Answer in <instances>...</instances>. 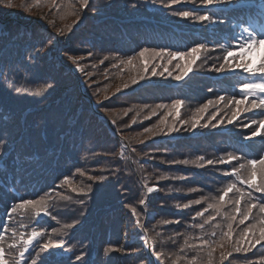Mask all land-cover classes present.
Returning <instances> with one entry per match:
<instances>
[{"label":"trees","instance_id":"16d2710c","mask_svg":"<svg viewBox=\"0 0 264 264\" xmlns=\"http://www.w3.org/2000/svg\"><path fill=\"white\" fill-rule=\"evenodd\" d=\"M255 2L263 6L240 5L239 0H233L232 4L207 9L224 21L209 27L174 15L182 10L202 15L205 9L199 0H189L170 10L151 0H89L87 8H82L79 0H57L58 8L48 0H41L39 5L35 0H13L12 6L0 0V139L5 141L0 154V224L8 222L18 233H30L34 227L46 233L25 253L26 264H189L192 256H197V264H207V250L188 245L199 243L196 238L200 236L218 239L221 228L227 230L226 221L217 217L201 230L196 225L214 213H206L204 218L193 217L207 207L210 199L188 209H177L176 204L220 195L234 180L222 173L248 159L264 156V138L246 139L259 125L243 127L250 120L264 119V115L253 114L264 110L241 111L232 123L226 118L215 128L188 127L154 137L143 133V129L157 125L162 118L171 124L173 118L167 116L166 109L157 110L150 119L145 117L158 103L182 99L180 119L188 120L195 108L219 96L225 100L210 106L206 115L218 107L217 119L231 116L236 106L228 105V100L233 96L239 98V85L249 82L248 75L241 71L217 73L210 68L223 62L225 49L220 45L226 43L225 36L228 43L236 36L238 43L241 24L261 28L264 0ZM21 3L25 7H20ZM77 15L82 19L69 32L66 26L72 25ZM57 28H63L66 35L59 36ZM49 40L54 42L49 45ZM202 42H207L210 51L201 55L194 71L182 82L167 75L149 74L139 85L124 89L122 85L130 83L136 70L112 66L117 63V53L125 58L145 46L186 51ZM89 51L93 53L91 57ZM70 56L83 57L80 64L84 72L76 68ZM104 56H109V60L100 63ZM261 57L264 52L253 48L239 59L257 65ZM187 59L179 62L186 63ZM48 83L53 85L52 89L35 94L37 88ZM117 88L121 91L117 92ZM98 100H103V104H98ZM250 100L251 97L245 105L250 107ZM145 104L149 109L141 112ZM129 108L133 110L125 115ZM5 115L9 117L7 121L3 120ZM176 127L181 125L177 123ZM228 153L242 159L232 161L231 165L196 166L200 156L219 161L221 157L226 159ZM183 160L189 163H180ZM64 176H69L74 186L91 184L90 197L73 193L62 183ZM90 176L105 179L94 182ZM152 186L158 190L148 193L147 188ZM50 189H55L51 193V215H43L37 222L34 216L18 213L8 221L6 210L14 201L35 199ZM80 199H85L83 205ZM140 200L145 204L141 205ZM224 211L230 212L231 206L227 205ZM253 214L259 215L257 210ZM72 220L78 224L66 229V234L51 232ZM165 220L180 222L163 224ZM253 222L234 223L233 239ZM215 224L221 228H214ZM212 231L216 232L215 237L207 235ZM49 234L62 241V246L40 252L39 245ZM10 235L6 236V253L12 243ZM186 237L188 245L184 242ZM111 246L118 250L106 251ZM20 250L13 249L8 258L19 259ZM158 252L162 253L159 257ZM81 253L83 260L76 261ZM261 258V245L248 252H232L226 260L220 259L217 248L213 264H264Z\"/></svg>","mask_w":264,"mask_h":264},{"label":"snow or ice","instance_id":"6c2138e0","mask_svg":"<svg viewBox=\"0 0 264 264\" xmlns=\"http://www.w3.org/2000/svg\"><path fill=\"white\" fill-rule=\"evenodd\" d=\"M5 2L12 6L13 0H5ZM41 0H35V3L39 5ZM53 6L58 8L57 0H48ZM82 8H87L89 6V0H79ZM153 4H156L164 9H172L173 6L178 4H184L189 2V0H151ZM195 3V0H192ZM233 0H199V4L202 6L205 11L203 14H197L196 11L182 10L174 12V15H177L184 19H190L201 24H207L211 27L216 23H223V20H218L217 17L207 9L221 7L225 4H232ZM132 7H137V4H132ZM20 7H25L21 3ZM30 10L31 5L27 6ZM75 15V13H73ZM61 19H64L61 16ZM82 18L77 15L76 19L73 21L72 25L66 26L68 31L71 32L80 22ZM53 23V21H49ZM261 28L255 29L251 25L245 26L241 24L242 32L239 34L241 42H235L236 36L232 37V42L228 43V37L225 36L224 39L226 43L221 44L220 47L225 49L223 62L220 63L219 67L215 64L211 65L210 70L217 73H235L236 71H241L246 73L249 78V82H243L239 85L240 96L237 98L233 96L228 100V105H235L236 108L231 112L230 117H220L217 119L220 109L217 107L216 111L211 115H206L210 106L224 101V96H219L216 100H208L207 102L201 104L199 107L195 108L192 116L188 120L180 119V112L183 107L184 101L182 99H173L170 104L158 103L150 109L149 115L145 119H150L151 116L156 115L157 110L166 109L167 116L173 118L171 124L165 123V118H162L157 125L152 127L144 128L143 133H148L151 136H156L158 133L171 135L181 131L183 128L190 127L195 130L199 127L209 128V127H219L225 122L230 124L238 116V114L243 112H252L253 109H262L264 110V57H261L257 65H253L251 61L240 60V56L245 54L248 51H251L254 47H258L260 44H264V21H261ZM56 32L59 36L66 35L63 28H57ZM54 41L49 40L48 44L51 45ZM240 49L242 51H237ZM207 51H210V48L207 42L194 44L191 48L186 51H173L167 47H141L138 52H135L133 55H128L125 58H121L119 54H115L114 58L117 60L113 67L125 66L126 68H133L136 70V74L131 77L130 83L126 82L122 85V88L127 89L132 85H139L141 81H145L149 74L153 77L155 76H165L172 77L177 82H182L185 80L188 75L194 71V66L197 60L201 58V55ZM93 53L88 52V56L91 57ZM187 59L186 63H180L182 59ZM76 68L80 72H84V67L80 64V61L83 57L80 56H70ZM109 60V56H104L100 63H104ZM173 61L176 63L173 65ZM174 67V70H173ZM53 88L51 83L45 84L42 88H37L35 91L36 95L47 93L50 89ZM17 94H20L19 89L16 90ZM117 92L121 91V88H117ZM211 91V89H209ZM250 100V107L245 105V102ZM104 99H108L105 97ZM98 104H103V100H98ZM240 105H245L242 109ZM149 109V105L145 104L141 107L140 111ZM133 109L129 108L125 110V115ZM107 111V109H106ZM254 115H264V112L253 113ZM139 115V112L137 113ZM9 117L7 115L3 116V120L7 121ZM133 124L136 122V117L132 118ZM43 123V121H41ZM115 123V121H111ZM179 123L181 128H177L176 125ZM258 124L256 131L251 132L249 137L246 139H252L256 136L264 138V119L259 121L253 119L249 123L244 124L243 127L248 128L251 125ZM163 125V127H161ZM2 135V134H0ZM147 138V137H146ZM5 141L0 139V154L3 153V145ZM242 158L240 156L233 155L231 153L227 154V158L221 157L219 161H213L211 159L205 160V157L200 156L197 158L196 163L197 167H205L207 165H213L216 163H221L225 165H231L232 161H240ZM173 163H176L173 161ZM180 163L187 165L188 160H183ZM195 163V162H194ZM76 171L81 175L84 173L81 169L77 168ZM224 177H233L234 180L230 182L223 188V191L220 195L214 197H201L200 199L189 201L186 204L180 205L176 204V208L188 209L191 205H200L202 201L210 199L211 202L207 203V207L203 208L201 211L195 212V218H204L206 213H214L207 215L206 219L203 220V223L196 225L201 230L204 229L206 224L216 220L217 217H221L226 221L227 230H223L220 224H215L214 228H221V233L218 239L210 240L205 238V236L197 237L199 241L197 244L188 245V238H185V244L189 247L197 250H207V264H213L214 254L217 248L220 249V259L226 260L229 256L232 255V252H248L251 248L256 247V245H261L264 247V156L259 160L248 159L244 163H239L237 167H231L229 171L222 173ZM94 182H103L104 176H90L89 177ZM62 183L67 185L73 193H76L79 196L89 198L90 193L92 192V185L89 184L87 187L74 186L72 180L69 176H64ZM158 190L157 186L148 187V193ZM55 189H50L48 193H45L42 196H38L35 199H23L14 201L11 206L6 210V216L8 221H11L16 214L31 215L37 218L43 215H51L49 209L51 207L52 195ZM189 191H195V189H189ZM232 194V197H229V194ZM253 193L261 194L260 197H257ZM62 199H67V197L61 196ZM227 198V199H226ZM79 203L83 205L85 199H80ZM141 205L145 204L144 200H140ZM227 205L231 206L230 212H225L224 209ZM254 210L258 211V216L254 215ZM133 215H136V209L132 208ZM52 219H56L52 216ZM247 221H254L253 223H248L246 227L239 233V236L233 239L234 223L239 225H245ZM179 223L180 221H162L163 224L169 223ZM136 223L139 225L140 221L137 219ZM78 224L77 220H72L70 223L64 224L61 228H53L51 232L53 234H66V229H73ZM23 227V225H21ZM142 227V226H141ZM8 233H11L8 236V239L12 240V243L8 244V249L4 247L6 243V236ZM46 233L43 229L37 230L35 227L31 230L30 233H18L17 229L11 228L8 222L0 224V264H26L24 260L25 253H27L33 245L38 242V240L45 236ZM208 236L215 237L216 232L212 231L207 234ZM62 241H56L52 238V235H48V239L39 245L40 252H44L53 247L62 246ZM19 247V259H9L11 256L12 250ZM127 247V246H125ZM230 247L231 250H228ZM118 249L115 246H111L106 251H117ZM39 255V253H37ZM157 257L162 255V253H156ZM84 254L77 255L75 257L76 261H82ZM264 262V258H261ZM35 264V261L33 262ZM189 264H197V256H192L189 260Z\"/></svg>","mask_w":264,"mask_h":264},{"label":"rangeland","instance_id":"374dc122","mask_svg":"<svg viewBox=\"0 0 264 264\" xmlns=\"http://www.w3.org/2000/svg\"><path fill=\"white\" fill-rule=\"evenodd\" d=\"M257 49H259L260 51L262 50L264 52V44H260L258 47H256ZM128 239H124V242H127Z\"/></svg>","mask_w":264,"mask_h":264}]
</instances>
